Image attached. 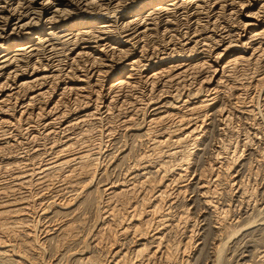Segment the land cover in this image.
Instances as JSON below:
<instances>
[{
	"label": "bare ground",
	"instance_id": "bare-ground-1",
	"mask_svg": "<svg viewBox=\"0 0 264 264\" xmlns=\"http://www.w3.org/2000/svg\"><path fill=\"white\" fill-rule=\"evenodd\" d=\"M263 111L264 0H0V264H228Z\"/></svg>",
	"mask_w": 264,
	"mask_h": 264
},
{
	"label": "rangeland",
	"instance_id": "rangeland-1",
	"mask_svg": "<svg viewBox=\"0 0 264 264\" xmlns=\"http://www.w3.org/2000/svg\"><path fill=\"white\" fill-rule=\"evenodd\" d=\"M264 112V111H263ZM232 124L234 125V126H238L239 125V123H237V122H235L234 120L232 121ZM236 126V127H237ZM259 127H253V128H250V130H249V132H248V135L251 133L252 135L251 136H253V135H258V136H262V134L264 133V131L263 130H261L260 128L258 129ZM254 130H256V131H254ZM259 130V131H258ZM241 131V130H240ZM239 131V132H240ZM245 131H243L242 132V134H240V135H242V136H244L245 135V133H244ZM241 133V132H240ZM244 133V134H243ZM254 133V134H253ZM235 137H237V135H235ZM226 138V137H225ZM228 138V137H227ZM250 148H252V149H256L257 150V148H258V146H251ZM249 154V151H244V155H243V159H244V161H245V159H248V157H247V155ZM241 173H239V175H240ZM241 177H242V179H241V177H239L238 178V180H245L246 179V174L245 173H242L241 175H240ZM244 176V177H243ZM190 179H192V180H190V183H193V178L191 177ZM262 181V182H261ZM260 184H259V183ZM257 187H258V189H257ZM261 187V188H260ZM264 178L263 179H259V181H257V186H256V193H257V195H256V200H258V202L260 203V202H262L263 200H264V195H262L261 193H263L264 194ZM261 190V191H260ZM259 192H261L260 194H259ZM236 194V195H235ZM235 194H233V195H227V196H229V197H227V196H220L219 197V202L220 203H222V204H224L223 202H226L227 204H228V201H229V206H232L231 207V211L234 209V211H232L231 212V214H233L232 215V218H233V220H235L238 216V218H240V221L242 220L243 221V219H245L246 218V216L247 215H245V212H248V213H251V210L252 209H250V207L249 208H243L242 206H239V205H241L240 203H241V201H236V200H238L239 199V193L237 194V193H235ZM260 195V196H259ZM261 195H262V197L263 198H261ZM232 196H233V198H232ZM234 196H237V197H234ZM225 198V199H224ZM228 198H229V200H228ZM231 198V199H230ZM237 198V199H236ZM217 199H218V197H217ZM259 199H261V200H259ZM224 200V201H223ZM231 200V201H230ZM234 200V201H233ZM234 202H235V205H234ZM237 202V203H236ZM226 203H225V205H226ZM232 203V204H231ZM237 205V206H236ZM234 206H236V208L234 207ZM239 207V208H238ZM241 207V208H240ZM233 208V209H232ZM252 208V207H251ZM199 209V208H198ZM239 209V210H238ZM250 209V210H249ZM235 210H237L236 212H238L237 213V215H236V212H235ZM241 210V211H240ZM245 211V212H243V211ZM240 212V213H239ZM238 214H240V215H238ZM242 215V216H241ZM237 216V217H236ZM245 216V217H244ZM231 218V217H230ZM231 218V219H232ZM245 222L243 223V225H245V223L247 222L246 220H244ZM207 223V222H206ZM203 224H205V223H203ZM201 225H202V223H201ZM205 226H206V224H205ZM205 226H203V228L202 229H204V227ZM199 227V224H198V226H197V228ZM251 228H249V230L247 231V233L246 234H243L244 236H240V237H238V239L236 238L235 240H233L232 241V243L230 244V246H229V251L227 252L228 253V256H227V259H229L230 257V260L232 259V261L231 262H229V261H227V263L228 264H262L260 261H258L257 259H255V258H250L249 256H251L250 255V253H249V251L250 252H253V251H255V248H256V251H258L259 253H261L262 255H264V243H262V242H264V233H262L261 235H260V233H257V232H259L258 230H250ZM252 231H254V234L253 233H251ZM249 232L251 233V236H249V238L252 240V241H249L250 239L248 238V235H249ZM256 232V233H255ZM257 235V236H256ZM253 236V237H252ZM258 237H259V239H258ZM260 237H263V238H260ZM241 238H243L244 239V242L243 241H241V240H243V239H241ZM247 239V240H246ZM261 239V240H260ZM262 239H263V241H262ZM258 240V241H257ZM235 241V242H234ZM240 241H241V244H239L240 243ZM254 241H255V243H254ZM257 241V242H256ZM259 241H262L261 243L259 242ZM235 243H236V245L238 246V247H236L235 246ZM248 243V244H247ZM256 244V245H255ZM258 244H261L260 246L258 245ZM234 245V246H233ZM249 245V246H248ZM252 245V246H251ZM253 245H255V246H253ZM263 245V246H262ZM243 246V247H242ZM232 247V248H231ZM238 248V249H236V248ZM250 248V249H249ZM205 249H211V247L210 246H207ZM235 249V250H234ZM249 249V250H248ZM260 251H259V250ZM232 250V251H231ZM234 250V251H233ZM210 252V250L209 251H206L205 250V255L204 256H201V257H199L200 259H199V261L197 262V264H211V263H208L209 261V259H208V255L206 254V253H209ZM243 252V253H242ZM234 253V254H233ZM229 255H231V256H229ZM235 256V257H234ZM242 256H244V257H242ZM246 256H247V258H246ZM225 259H226V257H225ZM226 259V260H227ZM241 259V260H240ZM244 259V260H243ZM225 260V261H226ZM252 260V261H251ZM243 261V262H242ZM255 261V262H254ZM242 262V263H241ZM244 262H246V263H244ZM249 262V263H248ZM195 264H196V262H195ZM224 264H226L225 262H224ZM264 264V263H263Z\"/></svg>",
	"mask_w": 264,
	"mask_h": 264
}]
</instances>
